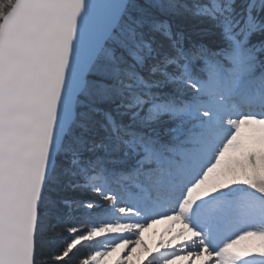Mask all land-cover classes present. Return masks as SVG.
Returning <instances> with one entry per match:
<instances>
[{"label": "snow or ice", "instance_id": "snow-or-ice-1", "mask_svg": "<svg viewBox=\"0 0 264 264\" xmlns=\"http://www.w3.org/2000/svg\"><path fill=\"white\" fill-rule=\"evenodd\" d=\"M0 264H264V0H0Z\"/></svg>", "mask_w": 264, "mask_h": 264}, {"label": "rangeland", "instance_id": "rangeland-1", "mask_svg": "<svg viewBox=\"0 0 264 264\" xmlns=\"http://www.w3.org/2000/svg\"><path fill=\"white\" fill-rule=\"evenodd\" d=\"M169 227L168 223H158L151 225L150 227L146 228L143 234V239L146 245L148 247H154L156 244L159 243V241L162 238H165L166 236H162V234L165 233V229ZM178 227V226H177ZM137 254L143 255V249L137 248ZM135 255L133 256V260L135 261Z\"/></svg>", "mask_w": 264, "mask_h": 264}, {"label": "bare ground", "instance_id": "bare-ground-1", "mask_svg": "<svg viewBox=\"0 0 264 264\" xmlns=\"http://www.w3.org/2000/svg\"><path fill=\"white\" fill-rule=\"evenodd\" d=\"M144 233H145V232H144ZM144 233H143V234H144ZM165 238H166V237H165Z\"/></svg>", "mask_w": 264, "mask_h": 264}]
</instances>
